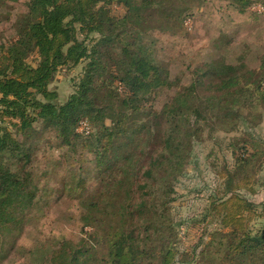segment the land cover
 Wrapping results in <instances>:
<instances>
[{
	"label": "trees",
	"instance_id": "1",
	"mask_svg": "<svg viewBox=\"0 0 264 264\" xmlns=\"http://www.w3.org/2000/svg\"><path fill=\"white\" fill-rule=\"evenodd\" d=\"M113 2L126 7L120 17ZM251 3L264 6L231 0L240 11ZM193 7L192 0H0V22L11 28L0 40L1 264L27 263L46 247L19 243L54 193L40 187V126L51 131L48 143L65 149L62 164L79 160L55 192L74 201L84 231L53 244L45 264H264V225L252 226L264 218V201L247 195L264 172L257 134L264 53L256 66L238 64L242 55L202 59L187 83L173 78L150 32L176 34L194 18ZM80 65L73 92L60 100L51 83ZM164 90L172 93L158 108ZM205 126L242 136L226 145L230 158L218 162L216 187L197 220L219 226L201 238V251L179 260L186 252L176 187L196 165Z\"/></svg>",
	"mask_w": 264,
	"mask_h": 264
},
{
	"label": "rangeland",
	"instance_id": "2",
	"mask_svg": "<svg viewBox=\"0 0 264 264\" xmlns=\"http://www.w3.org/2000/svg\"><path fill=\"white\" fill-rule=\"evenodd\" d=\"M192 3L194 18L188 20L176 34L165 33L158 27L150 32L156 39L155 50L159 57L168 63L173 78H181L182 83H187L192 77L190 66L202 59L212 60L215 57H224L230 61L242 55L245 56V61L242 57L237 61L238 64L250 63L256 66L259 56L264 53V6L251 3L244 11H240L231 5V0H192ZM110 8L115 17H120L126 11V7L121 3L113 2ZM10 33V23L0 22V40L9 37ZM80 71L81 65L73 70L71 76L62 70L53 80L50 87L58 91L60 100H66L73 92ZM171 93L170 90L161 91L156 98V106L160 108ZM40 125L41 123L38 126ZM40 128L43 129V137L37 145L39 150L37 158L40 168H45L42 169L45 176L41 180L40 187L44 191L49 193L54 191V193L48 199L44 211L25 227L20 236L19 243L30 249H33L37 242L46 246H42L38 250L39 255L24 264H45L46 252L59 239L64 237L79 240L84 236L82 221L74 201L69 196L59 198V193L55 192L56 188H62L68 183V168L70 166L78 168L79 160L76 158L75 161L68 160L66 164H62L61 156L65 154V149H60V144L55 139H52V144L48 143V139L52 137L51 131L41 126ZM257 134L264 140V119ZM240 136H242L240 131L226 133L218 127L204 128V140L195 148L196 165L190 167L189 173L176 187L177 199L174 202V210L177 213V221L182 225L181 252L182 254L186 252L179 256V260L189 259L193 255L194 248L200 244L201 238L204 242L208 241L210 230L219 226V224L215 226L202 222L199 224L197 220L203 215L208 202V193L216 187L218 162L225 159L224 154L230 158L226 145ZM93 182L94 180H90V184ZM247 193L255 203L264 201V172L256 193ZM263 225L264 218L254 220L252 224L254 229ZM202 244L198 246V251H201ZM197 262H201V259L193 264H198ZM3 264H16V262L6 260Z\"/></svg>",
	"mask_w": 264,
	"mask_h": 264
}]
</instances>
